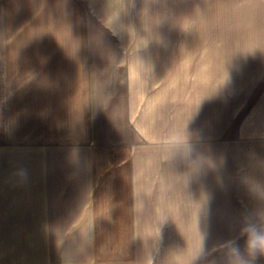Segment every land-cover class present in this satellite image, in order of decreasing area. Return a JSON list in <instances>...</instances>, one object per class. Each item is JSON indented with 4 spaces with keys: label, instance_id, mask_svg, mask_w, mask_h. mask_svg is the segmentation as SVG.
<instances>
[{
    "label": "crops",
    "instance_id": "0c3cea01",
    "mask_svg": "<svg viewBox=\"0 0 264 264\" xmlns=\"http://www.w3.org/2000/svg\"><path fill=\"white\" fill-rule=\"evenodd\" d=\"M17 2L0 79L5 232L40 234L41 264H58L59 231L149 230V201L189 198L209 264H264L251 247L264 236V0H193L191 50L114 49L96 85L110 53L87 45L81 5Z\"/></svg>",
    "mask_w": 264,
    "mask_h": 264
},
{
    "label": "rangeland",
    "instance_id": "374dc122",
    "mask_svg": "<svg viewBox=\"0 0 264 264\" xmlns=\"http://www.w3.org/2000/svg\"><path fill=\"white\" fill-rule=\"evenodd\" d=\"M17 1L0 0V79L5 78V46L16 43ZM74 1L81 5L84 18H89L87 45L110 53L102 57L105 66L91 68V85L99 80L105 84L115 74L118 57L111 55L114 49L178 53L194 46L193 0ZM170 67L174 68L172 64ZM98 85L92 95L106 90ZM149 203L153 225H140L149 230L59 231L58 264H209L208 244L200 245V233L193 230V200L158 199ZM39 235L37 241L34 232H5V225L0 224V264H41L43 256L49 254V243Z\"/></svg>",
    "mask_w": 264,
    "mask_h": 264
},
{
    "label": "clouds",
    "instance_id": "9594fccd",
    "mask_svg": "<svg viewBox=\"0 0 264 264\" xmlns=\"http://www.w3.org/2000/svg\"><path fill=\"white\" fill-rule=\"evenodd\" d=\"M251 247L253 250L259 248L264 250V236H257L252 240Z\"/></svg>",
    "mask_w": 264,
    "mask_h": 264
}]
</instances>
